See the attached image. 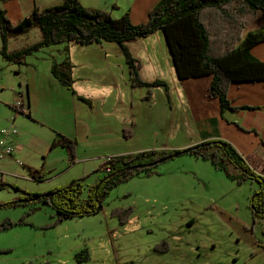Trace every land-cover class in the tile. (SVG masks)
Listing matches in <instances>:
<instances>
[{"label":"crops","instance_id":"crops-1","mask_svg":"<svg viewBox=\"0 0 264 264\" xmlns=\"http://www.w3.org/2000/svg\"><path fill=\"white\" fill-rule=\"evenodd\" d=\"M41 1L0 0V10H5L16 23L36 6L45 5ZM160 1L103 0V4L89 7L106 9L113 17H120L113 12L120 9L121 16L129 13L131 21L140 24L148 20L150 11ZM41 38L40 29L35 27L10 37L8 49L19 50ZM127 46L140 63L143 79H159L163 85L152 89L133 86L122 48L111 41L54 44L32 53L23 63L7 61L0 51L3 69L13 71L21 86L14 102L8 104L10 109L7 107L0 116V142L15 148L12 156L2 161L0 180L24 190L45 192L87 175L90 188L103 176L97 169L107 157L150 149H184L211 139L230 142L250 167L264 176V81L233 83L229 98L233 106L243 108L223 110L220 100L209 96L211 74L178 77L162 32L129 41ZM251 51L264 61V42ZM67 60L72 63L71 86L52 73L53 65ZM19 101L23 102L24 112L13 108ZM13 128L18 133H12ZM3 129H10L9 134H3ZM60 135L77 141L74 162L68 148H51ZM18 159L24 164L18 165ZM196 160H202L206 168L216 173L220 170L210 159ZM31 170H38L45 177L36 180L30 175ZM141 174L150 177L155 173L141 172L135 177H142ZM225 176L230 178L226 173ZM26 181L39 182L42 188H29ZM186 187L191 190V185ZM14 192L16 196L21 194L16 189ZM170 249L171 246L165 253ZM154 250L164 253L155 247Z\"/></svg>","mask_w":264,"mask_h":264},{"label":"trees","instance_id":"trees-1","mask_svg":"<svg viewBox=\"0 0 264 264\" xmlns=\"http://www.w3.org/2000/svg\"><path fill=\"white\" fill-rule=\"evenodd\" d=\"M256 22L261 24L254 28L252 25ZM35 27L42 33L38 42L19 50L8 49L10 37L24 34ZM157 31L165 36L179 78L208 74L213 76L209 96L218 98L223 110L243 108L233 106L229 98V89L233 83L264 81V61L254 56L251 51L255 45L264 42V0H161L150 11L148 20L140 24H134L129 13L114 18L110 11L85 7L80 0H64L62 4L45 8L36 6L28 16L16 23L11 21L5 10H0V51L7 61L23 63L32 53L64 42L88 45L111 41L122 48L130 66L133 86L150 88L164 84L159 79L152 82L143 79L140 63L127 46L129 41L145 38ZM71 71L72 63L69 60L52 67L53 75L68 86L72 82ZM150 96L149 93L147 98ZM248 107L250 106H244ZM13 108L17 109L15 106ZM27 115L31 117L29 113ZM76 145L75 139L60 135L51 144V148H68L74 162ZM183 154L210 159L218 169L239 184L247 181L257 183L258 188L250 197L249 206L254 223L264 220V176L252 169L230 142L211 139L184 149H150L107 157L97 169L102 171L103 176L89 188L87 197L82 196L87 175L45 192L24 190L1 179L0 190L11 186L21 194L14 200L0 203V209L24 206L28 210L17 221L3 220L0 223V232L30 224L28 217L37 211L41 203L55 210L53 224L101 213L103 208L99 206L104 204L111 190L138 173H155L161 159L167 158L168 161ZM138 165L139 168H136ZM230 165L239 173L233 174ZM30 175L36 180L45 177L38 170H31ZM104 178L106 179L100 184ZM133 212L134 208L130 206L115 208L112 214L121 223H125ZM169 247V243L163 241L155 248L165 252ZM76 258L79 262L89 260V250L82 249L76 254Z\"/></svg>","mask_w":264,"mask_h":264},{"label":"rangeland","instance_id":"rangeland-1","mask_svg":"<svg viewBox=\"0 0 264 264\" xmlns=\"http://www.w3.org/2000/svg\"><path fill=\"white\" fill-rule=\"evenodd\" d=\"M80 1L85 7L103 4V0ZM42 3L45 8L63 0ZM113 12L121 17L120 9ZM2 59L0 54V116L10 109L8 104L21 88L14 72L3 69ZM202 163L190 154L161 162L150 177L134 176L111 190L101 213L58 224H53L55 210L41 203L28 217L30 224L0 232V264H264V220L254 223L249 206L258 184H239L222 170L216 173ZM230 170L237 174L233 165ZM90 182L85 181L83 197ZM25 183L42 188L39 182ZM186 184L191 185L190 191ZM11 188L0 190V203L18 197ZM130 206L134 212L126 223L112 214L115 208ZM27 210L24 206L2 208L0 223L17 221ZM164 240L172 250H154ZM84 248L90 259L79 262L76 254Z\"/></svg>","mask_w":264,"mask_h":264},{"label":"built area","instance_id":"built-area-1","mask_svg":"<svg viewBox=\"0 0 264 264\" xmlns=\"http://www.w3.org/2000/svg\"><path fill=\"white\" fill-rule=\"evenodd\" d=\"M15 107L17 108V110L19 112H24L25 111V108H24V105H23V102L22 101H19ZM9 130L10 129H3V134H9ZM12 133H18V129L17 128H13L11 130ZM15 151V148L13 145L9 144V143H6V142H0V174L3 172L2 171V161L10 156H12V154L14 153ZM18 165H23V161L18 159L16 160Z\"/></svg>","mask_w":264,"mask_h":264},{"label":"water","instance_id":"water-1","mask_svg":"<svg viewBox=\"0 0 264 264\" xmlns=\"http://www.w3.org/2000/svg\"><path fill=\"white\" fill-rule=\"evenodd\" d=\"M178 154H175V156H177ZM174 157V156H173ZM167 160V158H163V159H161V162H164V161H166ZM150 165H152V163H150ZM139 166L140 165H138V166H135L136 168H139ZM142 166V165H141ZM134 167V168H135ZM106 178H104V179H102L101 181H100V184L105 180ZM50 196H52V195H50ZM99 208H103V205H100L99 206Z\"/></svg>","mask_w":264,"mask_h":264}]
</instances>
